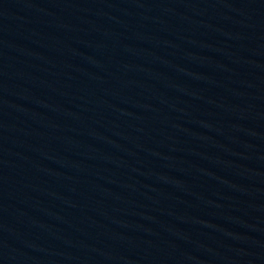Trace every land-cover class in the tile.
Wrapping results in <instances>:
<instances>
[{"label": "water", "instance_id": "water-1", "mask_svg": "<svg viewBox=\"0 0 264 264\" xmlns=\"http://www.w3.org/2000/svg\"><path fill=\"white\" fill-rule=\"evenodd\" d=\"M0 264H264V0H0Z\"/></svg>", "mask_w": 264, "mask_h": 264}]
</instances>
